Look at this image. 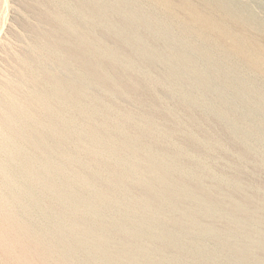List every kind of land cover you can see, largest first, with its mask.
<instances>
[{"label":"rangeland","instance_id":"obj_1","mask_svg":"<svg viewBox=\"0 0 264 264\" xmlns=\"http://www.w3.org/2000/svg\"><path fill=\"white\" fill-rule=\"evenodd\" d=\"M166 2L63 0L65 65L51 80L61 111L138 160L154 188L124 181L136 203L148 198L164 230L162 241L156 226L145 228L153 239L134 240L150 249L143 257L133 251L135 264H264V0ZM188 5L226 34L194 22ZM232 38L261 62L234 49ZM66 151L91 160L72 144ZM120 153L98 162L123 178ZM97 186L107 192L99 179ZM107 207L127 224L123 208ZM115 251L124 257L127 249Z\"/></svg>","mask_w":264,"mask_h":264},{"label":"bare ground","instance_id":"obj_2","mask_svg":"<svg viewBox=\"0 0 264 264\" xmlns=\"http://www.w3.org/2000/svg\"><path fill=\"white\" fill-rule=\"evenodd\" d=\"M158 1L167 8L166 0ZM189 7L194 22L226 34L222 25ZM62 8L63 0H0V264H47V260L81 264L80 254L89 264H135L133 251L142 257L150 252L134 240L153 239L145 228L156 226L151 218L155 212L146 197L139 196L136 203L124 181L153 187L138 173V160L110 142L89 136L62 113L60 87L51 82L65 65ZM231 43L247 59L261 62L235 38ZM82 112L93 115L87 106ZM69 144L91 160L69 154ZM114 153L121 154L123 178L99 165L98 160H110ZM163 162L159 160L165 168L168 164ZM97 179L107 192L98 188ZM173 193L189 199L186 192ZM108 204L123 208L126 225ZM134 214H140L142 221ZM159 228L157 237L162 241L164 230ZM107 230L119 236L117 242ZM20 243L28 248L17 254ZM117 246L127 249L124 257L115 251ZM33 252L41 255L38 263L32 259Z\"/></svg>","mask_w":264,"mask_h":264}]
</instances>
